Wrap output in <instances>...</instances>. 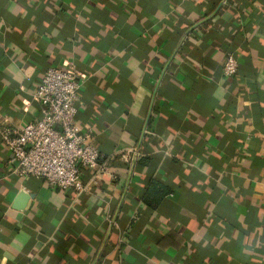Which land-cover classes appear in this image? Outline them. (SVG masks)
I'll return each instance as SVG.
<instances>
[{
    "label": "crops",
    "instance_id": "0c3cea01",
    "mask_svg": "<svg viewBox=\"0 0 264 264\" xmlns=\"http://www.w3.org/2000/svg\"><path fill=\"white\" fill-rule=\"evenodd\" d=\"M216 1L0 0V264H92L110 226L95 264H264V0ZM66 62L116 175L82 192L16 175L1 138Z\"/></svg>",
    "mask_w": 264,
    "mask_h": 264
},
{
    "label": "built area",
    "instance_id": "2783aa9c",
    "mask_svg": "<svg viewBox=\"0 0 264 264\" xmlns=\"http://www.w3.org/2000/svg\"><path fill=\"white\" fill-rule=\"evenodd\" d=\"M238 61L228 53L222 65L225 75L237 72ZM84 74L70 62L48 67L38 81L33 98L41 105V117L18 129L5 127L1 138L15 163L19 177L34 176L59 189L88 191L99 178L116 175L101 162L99 150L90 142L88 130L75 124ZM87 171L86 180L82 172Z\"/></svg>",
    "mask_w": 264,
    "mask_h": 264
},
{
    "label": "trees",
    "instance_id": "16d2710c",
    "mask_svg": "<svg viewBox=\"0 0 264 264\" xmlns=\"http://www.w3.org/2000/svg\"><path fill=\"white\" fill-rule=\"evenodd\" d=\"M220 0H217L218 3ZM168 192V188L157 182L149 183L146 190L141 194V199L148 205H152Z\"/></svg>",
    "mask_w": 264,
    "mask_h": 264
},
{
    "label": "water",
    "instance_id": "95a60500",
    "mask_svg": "<svg viewBox=\"0 0 264 264\" xmlns=\"http://www.w3.org/2000/svg\"><path fill=\"white\" fill-rule=\"evenodd\" d=\"M224 2V0H220V2H219V4H218V7H220L221 5H222V3ZM217 7V8H218ZM215 12V11H214ZM213 12V13H214ZM213 13H211L209 16H207L205 19H207V18H209ZM202 22V21H201ZM190 30V29H189ZM135 159H136V154L134 155V157H133V160H132V166H131V169H132V167H133V164H134V162H135ZM27 199V196H21V197H19L18 198V208H21V207H23V205L25 204V200ZM111 227V226H110ZM110 227H109V229L107 230V232H106V235H105V237H104V239H103V241H102V244H101V246H100V249H99V251H98V253H97V255H96V257H95V259L93 260V262H92V264H95V262H96V260H97V258H98V256H99V252H100V250L102 249V247H103V244H104V242H105V240H106V237H107V235H108V233H109V231H110Z\"/></svg>",
    "mask_w": 264,
    "mask_h": 264
}]
</instances>
